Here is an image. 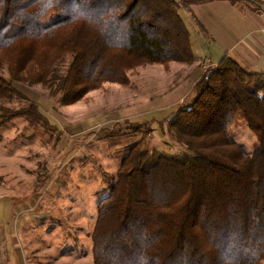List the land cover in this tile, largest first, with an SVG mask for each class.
I'll return each mask as SVG.
<instances>
[{
    "label": "trees",
    "instance_id": "1",
    "mask_svg": "<svg viewBox=\"0 0 264 264\" xmlns=\"http://www.w3.org/2000/svg\"><path fill=\"white\" fill-rule=\"evenodd\" d=\"M182 2L0 0V101L23 97L18 84L42 85L70 105L105 83L126 85L139 66L192 64ZM189 92L165 129L183 149L126 147L98 204L93 264L264 261V75L225 55ZM239 113L255 135L251 153L230 130ZM16 117L49 123L35 101L0 104L1 124Z\"/></svg>",
    "mask_w": 264,
    "mask_h": 264
},
{
    "label": "rangeland",
    "instance_id": "2",
    "mask_svg": "<svg viewBox=\"0 0 264 264\" xmlns=\"http://www.w3.org/2000/svg\"><path fill=\"white\" fill-rule=\"evenodd\" d=\"M198 2L183 0L178 9L191 34L195 58L208 52L205 33L191 8ZM59 16L53 12L44 23ZM194 69L199 71L198 65L178 62L139 66L128 73L126 85L105 83L70 105L51 97L42 85L18 84L23 97L0 101L15 108L35 101L50 123L22 117L0 123L3 218L12 219L9 228L17 236L18 249L27 252L32 264H93L91 234L98 204L109 195L126 147L143 139L147 149L172 153L183 149L172 143L165 129L186 102L197 78ZM1 72L7 76L5 69ZM137 124L141 126L135 129ZM230 130L235 141L253 152L255 135L242 114L236 115ZM23 219L29 220L27 225ZM15 241L8 239L12 247ZM44 244L49 250L45 255ZM11 258L9 264H15Z\"/></svg>",
    "mask_w": 264,
    "mask_h": 264
},
{
    "label": "crops",
    "instance_id": "3",
    "mask_svg": "<svg viewBox=\"0 0 264 264\" xmlns=\"http://www.w3.org/2000/svg\"><path fill=\"white\" fill-rule=\"evenodd\" d=\"M191 8L201 23L199 25L205 33L204 43L208 48V52H202L193 61L199 67V71L193 70L197 75L195 81L203 73L202 64H217L225 55L231 56L246 70L264 75V0H201L191 5ZM4 204L5 200L1 199L0 264H9L11 257H15V264H32L27 252L18 249L19 244L15 241L17 236L9 228L12 219L3 218ZM26 220L23 219V222L27 225L29 220ZM30 223L34 225L35 222L31 219ZM9 238L15 241L17 248L8 243ZM44 246L41 247L44 248L41 253L45 255L49 250Z\"/></svg>",
    "mask_w": 264,
    "mask_h": 264
},
{
    "label": "built area",
    "instance_id": "4",
    "mask_svg": "<svg viewBox=\"0 0 264 264\" xmlns=\"http://www.w3.org/2000/svg\"><path fill=\"white\" fill-rule=\"evenodd\" d=\"M202 69H203V75L205 78L208 77V75L210 76L212 70L214 69V66L215 65H212V64H209V63H206V64H202Z\"/></svg>",
    "mask_w": 264,
    "mask_h": 264
}]
</instances>
